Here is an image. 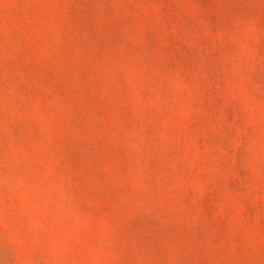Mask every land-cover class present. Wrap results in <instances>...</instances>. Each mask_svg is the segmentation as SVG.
Returning a JSON list of instances; mask_svg holds the SVG:
<instances>
[{
  "label": "rangeland",
  "instance_id": "1",
  "mask_svg": "<svg viewBox=\"0 0 264 264\" xmlns=\"http://www.w3.org/2000/svg\"><path fill=\"white\" fill-rule=\"evenodd\" d=\"M0 264H264V0H0Z\"/></svg>",
  "mask_w": 264,
  "mask_h": 264
}]
</instances>
